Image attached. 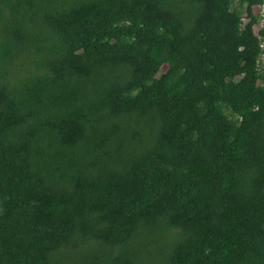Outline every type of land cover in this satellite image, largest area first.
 <instances>
[{"label":"trees","instance_id":"obj_1","mask_svg":"<svg viewBox=\"0 0 264 264\" xmlns=\"http://www.w3.org/2000/svg\"><path fill=\"white\" fill-rule=\"evenodd\" d=\"M263 3L0 0V264H264Z\"/></svg>","mask_w":264,"mask_h":264},{"label":"built area","instance_id":"obj_2","mask_svg":"<svg viewBox=\"0 0 264 264\" xmlns=\"http://www.w3.org/2000/svg\"><path fill=\"white\" fill-rule=\"evenodd\" d=\"M255 16L259 18L258 26L254 28L255 35L259 38H262V32L264 31V3L256 7Z\"/></svg>","mask_w":264,"mask_h":264},{"label":"rangeland","instance_id":"obj_3","mask_svg":"<svg viewBox=\"0 0 264 264\" xmlns=\"http://www.w3.org/2000/svg\"><path fill=\"white\" fill-rule=\"evenodd\" d=\"M255 10H256V8H255ZM243 23L244 24L246 23L245 19H244ZM254 32H255V30H254ZM263 49H264V43H263ZM262 60H263L262 63L264 64V54L262 56ZM166 69H167V66H164L163 70L165 71ZM125 250H126L125 248L117 247L112 252H109V251L105 252L103 249H100L97 252L100 253V256H104L105 258H109V256L114 257V256L118 255L119 253L124 252Z\"/></svg>","mask_w":264,"mask_h":264}]
</instances>
